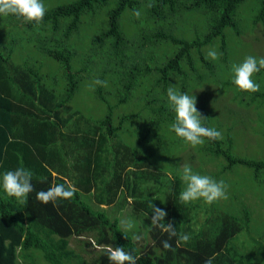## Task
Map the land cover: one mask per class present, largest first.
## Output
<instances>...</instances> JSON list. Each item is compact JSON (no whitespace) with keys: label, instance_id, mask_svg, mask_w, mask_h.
<instances>
[{"label":"trees","instance_id":"trees-1","mask_svg":"<svg viewBox=\"0 0 264 264\" xmlns=\"http://www.w3.org/2000/svg\"><path fill=\"white\" fill-rule=\"evenodd\" d=\"M42 2L47 11L39 25L0 16V176L22 166L33 172L34 187L23 204L0 188V264H110L109 246L131 251L137 264H205L213 255V264H264V249L257 247L264 245V230L255 232V251L231 242L244 227L242 208H213L192 227L195 216L185 212L196 204L180 202V174L157 169L137 148L158 122H173L167 88L191 94L209 75L218 76L204 48L217 44L225 61L229 36L238 37L243 26L264 25V0ZM255 3L243 17L242 9L249 12ZM263 72L253 76L260 86L255 93L238 90L228 79L216 85L221 93L231 89L232 102L259 115ZM97 78L107 86L84 87L105 106L93 119L72 103L81 81ZM197 109L209 127L207 111ZM142 111L148 121L139 120ZM130 134L135 138L127 143ZM230 145L229 137L225 144L205 139L198 149L224 157V167L239 163L264 171V157L233 155ZM54 183L74 185V197L55 206L39 202L36 193ZM146 196L167 212L165 222L173 223L178 236L190 237L187 242L176 247L177 236L174 250L163 249L168 237L149 230ZM120 216L135 227L125 233Z\"/></svg>","mask_w":264,"mask_h":264},{"label":"rangeland","instance_id":"rangeland-1","mask_svg":"<svg viewBox=\"0 0 264 264\" xmlns=\"http://www.w3.org/2000/svg\"><path fill=\"white\" fill-rule=\"evenodd\" d=\"M255 9L256 3L249 12L247 8H243L241 15L245 17ZM240 30L241 33L238 37L235 35L229 36L231 39V42H228L229 45L226 42L225 61L221 56L218 60L213 61L215 73L218 76L209 75L212 79L205 81L203 87L192 90L191 94L193 93L197 98L196 107H202V109L207 111L209 127L222 132V144H225L227 137H229L230 150L233 155L255 159L264 157V108L259 110L263 116L260 117V114L257 115L252 109L245 107L244 104H239L238 106L237 101L232 102L230 100L233 96L231 89L224 90L221 93L216 85L217 83L220 84V81L228 79L231 81V86H235L232 83V65L241 63L248 55L264 57V25L251 24L248 27H241ZM84 47H86L85 43ZM205 49L218 51L217 44ZM78 53L77 59L80 58L81 62H83L85 58L83 52ZM49 63L54 64L50 60ZM88 65L91 66L93 64L88 63ZM262 74L264 77V72ZM213 76H216L215 79ZM93 81L94 79L81 81L82 86L76 92L72 104L78 106L83 114L90 115L95 119L104 112L105 106L99 102L95 103L93 101V92H87V89H84L87 83L91 85ZM212 81L215 82L212 83ZM261 86H264V83ZM144 111H142L141 119H139L141 122L148 121L149 113ZM146 125L141 126L142 130ZM170 125L158 122L156 129L150 131L147 139L138 145L139 155L146 157L150 164L157 169H162L167 174H181L182 165L187 163L192 166L195 172L209 175L218 181L223 180L228 185V199L220 200L212 205H207L202 200H197L191 203H195L196 206L187 209L185 213L189 217L191 215L195 216V220L191 221L194 223L191 226L195 228L196 223L213 208L230 212H238L242 208L239 212V218L244 227L231 239V242H239L240 244L244 242L243 244L246 247L254 250L255 244H257L255 238L258 237L255 232L260 230L259 233H261L264 230V171L257 173L251 167L239 163H234L231 167H224L226 164L224 157L209 153L203 154L199 152V146L196 148L188 146L182 139L176 137L175 133L171 131ZM132 136L130 134L127 137V143L133 142L135 136ZM122 214L124 215L125 213ZM140 241L142 240L140 239ZM70 245L75 246L74 240H70ZM257 247L264 249V245H257ZM90 250L87 249L86 251ZM263 252H261L262 256H264ZM86 255L88 256V252H86Z\"/></svg>","mask_w":264,"mask_h":264},{"label":"clouds","instance_id":"clouds-1","mask_svg":"<svg viewBox=\"0 0 264 264\" xmlns=\"http://www.w3.org/2000/svg\"><path fill=\"white\" fill-rule=\"evenodd\" d=\"M152 5H148L151 7ZM46 7L42 0H0V16H14L24 24L39 25L43 22L46 14ZM137 18L141 12L135 10L133 13ZM222 53L215 49H210L206 58L215 61L220 58ZM264 70V57L248 55L241 63L233 64L231 71L233 74L232 83L242 92L255 93L260 90V86L253 80V76ZM96 86L106 87L107 81L95 79L90 87L95 90ZM167 101L174 113V120L170 125L176 137L182 139L188 146L196 148L208 140H222V132L205 127L202 123L207 119L197 109V98L195 95L181 92L174 85L167 88ZM33 172L24 167H17L15 170H8L0 176V188L5 194L16 199L20 203H26L30 193L34 191ZM180 180L184 187L179 194V200L182 204H189L197 200H202L207 205H212L220 200H226L228 196V185L223 180L195 172L190 164H183L181 168ZM40 182H45L42 178ZM76 188L71 183H54L47 190H40L36 193V199L43 203H52L54 206L58 201L70 200L74 197ZM148 207L151 210V224L149 230L158 228L162 233L167 234V239L161 241L164 250H174L172 240L177 238L178 234L175 226L171 221L165 222L167 212L160 207L155 206L152 200L146 196ZM149 213L145 214V218ZM120 226L125 233L135 227L133 220L122 217ZM139 241L140 235L134 236ZM190 237L187 234H180L175 239L176 247L181 242H187ZM107 258L110 264H137L139 257L133 255L131 251H125L124 247H107ZM213 257L208 258L205 264H213Z\"/></svg>","mask_w":264,"mask_h":264}]
</instances>
